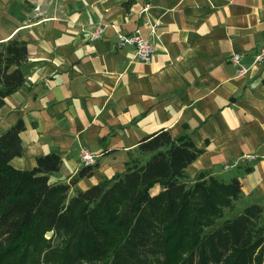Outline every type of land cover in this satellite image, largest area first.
Listing matches in <instances>:
<instances>
[{
    "label": "crops",
    "instance_id": "obj_1",
    "mask_svg": "<svg viewBox=\"0 0 264 264\" xmlns=\"http://www.w3.org/2000/svg\"><path fill=\"white\" fill-rule=\"evenodd\" d=\"M97 25L105 32L92 42L84 32ZM135 29L155 47L150 63L115 46ZM17 34L27 42L25 82L0 108V136L25 125L12 167L31 170L55 154L62 164L49 182L68 183L86 148L97 163L76 188L87 190L123 173L142 138L168 130L202 150L185 170L189 183L204 171L238 178L235 209L264 208V63L252 65L264 45V0H0V42ZM233 53L248 75L236 76Z\"/></svg>",
    "mask_w": 264,
    "mask_h": 264
},
{
    "label": "trees",
    "instance_id": "obj_2",
    "mask_svg": "<svg viewBox=\"0 0 264 264\" xmlns=\"http://www.w3.org/2000/svg\"><path fill=\"white\" fill-rule=\"evenodd\" d=\"M26 63L20 34L0 42V108L23 86ZM24 129L18 120L0 136V264H264V208L217 223L234 211L241 183L208 171L189 183L185 170L202 150L188 135L145 136L136 147L145 161L130 157L123 173L80 190L93 166L56 184L58 155L38 157L31 170L11 166ZM155 185L163 189L151 195Z\"/></svg>",
    "mask_w": 264,
    "mask_h": 264
},
{
    "label": "built area",
    "instance_id": "obj_3",
    "mask_svg": "<svg viewBox=\"0 0 264 264\" xmlns=\"http://www.w3.org/2000/svg\"><path fill=\"white\" fill-rule=\"evenodd\" d=\"M149 6H145L144 11L148 10ZM159 22H154L150 25V35L155 36L157 33V28ZM105 32L104 25H97L90 30H86L85 36L88 40L94 42L100 39ZM116 48L122 49L125 47H131L134 50L135 59L141 63H150L155 55V47L151 43L149 37L142 36L138 29H135L132 33L128 35H117V40L115 44ZM243 54L233 53L231 54L227 61L235 68V73L237 77H244L249 74V68L242 64ZM264 63V45L256 53L252 65L260 66ZM80 163L84 166H95L97 163V156L93 154L89 149L82 148L79 153ZM255 160L253 155H243L238 161H252ZM228 168V166H225Z\"/></svg>",
    "mask_w": 264,
    "mask_h": 264
},
{
    "label": "rangeland",
    "instance_id": "obj_4",
    "mask_svg": "<svg viewBox=\"0 0 264 264\" xmlns=\"http://www.w3.org/2000/svg\"><path fill=\"white\" fill-rule=\"evenodd\" d=\"M135 158H138V160L140 161V162H143V161H145L146 159H147V156H141V155H139V154H137L136 156H135ZM241 212V210H239V209H234V211H229V212H227L226 214H225V217L223 218V219H221V220H219L217 223H221L222 221H224L226 218H233L234 216H236L237 214H239ZM46 237H48V236H46ZM50 237V236H49ZM48 237V238H49Z\"/></svg>",
    "mask_w": 264,
    "mask_h": 264
},
{
    "label": "water",
    "instance_id": "obj_5",
    "mask_svg": "<svg viewBox=\"0 0 264 264\" xmlns=\"http://www.w3.org/2000/svg\"><path fill=\"white\" fill-rule=\"evenodd\" d=\"M50 235H51V233H48L46 236H48V237H49Z\"/></svg>",
    "mask_w": 264,
    "mask_h": 264
}]
</instances>
